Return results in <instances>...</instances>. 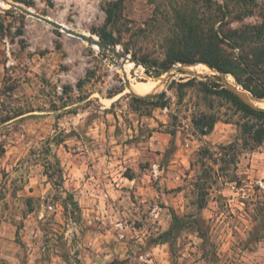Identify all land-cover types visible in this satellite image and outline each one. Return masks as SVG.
<instances>
[{
	"label": "rangeland",
	"instance_id": "rangeland-1",
	"mask_svg": "<svg viewBox=\"0 0 264 264\" xmlns=\"http://www.w3.org/2000/svg\"><path fill=\"white\" fill-rule=\"evenodd\" d=\"M114 1L0 0V264H264V143L244 148L242 113L207 85L253 94L202 61L153 72L176 9L255 29L264 0H125L107 27L119 42L98 48L13 7L101 40ZM240 71L263 85L264 64Z\"/></svg>",
	"mask_w": 264,
	"mask_h": 264
},
{
	"label": "trees",
	"instance_id": "trees-1",
	"mask_svg": "<svg viewBox=\"0 0 264 264\" xmlns=\"http://www.w3.org/2000/svg\"><path fill=\"white\" fill-rule=\"evenodd\" d=\"M124 1H114L107 8L106 24L98 32L101 40L105 41L107 45L119 42L114 32L108 30L107 27L116 23ZM207 2L211 3V0H207ZM218 9L219 11L216 10L215 14L209 13L208 21L195 8L189 9L186 7L175 10L177 29L174 30L165 60L162 63H157L158 68L153 71L154 76L160 77L178 62L193 64L202 61L223 74L233 73L238 81L251 91L254 97L264 98V82H262L263 85L254 87L243 79L240 71L253 72L256 67L264 64V21L259 27H254L255 29H250V27L244 29H215L212 24L223 13L221 8ZM207 10L210 11L211 9L208 7ZM225 45L233 49H241L242 54L239 56L234 55ZM143 63L148 69L151 68L146 61ZM191 82L193 81L183 83L181 86ZM211 83V87L207 85L209 92L226 98L242 113L245 120L240 126L243 132L244 148L253 150L260 147L264 143V109L255 108L246 103L237 93L226 88L224 84L214 80ZM164 95L165 93L162 94V96ZM159 97L161 96L155 98ZM156 105L163 106L164 104L157 102ZM217 121L218 118L215 115H204L199 120L198 126L204 135H208L213 131ZM229 147H232V145ZM182 227V220L176 214L174 223L171 229L166 232L164 239L169 241V237H174L176 231Z\"/></svg>",
	"mask_w": 264,
	"mask_h": 264
},
{
	"label": "water",
	"instance_id": "water-1",
	"mask_svg": "<svg viewBox=\"0 0 264 264\" xmlns=\"http://www.w3.org/2000/svg\"><path fill=\"white\" fill-rule=\"evenodd\" d=\"M13 7L14 8H19L22 11H24L25 13H27V14L35 17V18H38V19H40V20H42V21H44V22H46V23L54 26L57 29L63 30L65 32H67L69 35H72V36H75V37H79V38L83 39L84 41L89 42L90 44H97V45H100V46L107 45V43L105 41L100 40V39L94 37L92 34H89L88 35L87 33L80 32V31H78L76 29L70 28L66 24L61 23V22H58V21H56V20H54L51 17H48L46 15L39 14V13L33 11L32 9L23 7V6L19 5V4H13ZM207 65L211 69H214L209 64H207ZM222 81L225 83V85L229 89H231L232 91H234L235 93H237L246 103L252 105L255 108L264 109V107L259 106V105H257V104L254 103V99H262V98H256L253 95H252V97L249 96L247 94L246 90H244V88H241L242 87L241 85H238V86L233 85L232 83L228 82L226 79H223ZM127 83H128V86L131 87V82H130V80L128 78H127Z\"/></svg>",
	"mask_w": 264,
	"mask_h": 264
},
{
	"label": "bare ground",
	"instance_id": "bare-ground-1",
	"mask_svg": "<svg viewBox=\"0 0 264 264\" xmlns=\"http://www.w3.org/2000/svg\"><path fill=\"white\" fill-rule=\"evenodd\" d=\"M88 35L90 33H87ZM94 47L98 48L97 44H94ZM189 70L192 71H196V72H202L203 70L206 71L207 69L204 68V66H200V65H194V66H189L188 67ZM232 81V77L229 78ZM162 86V80H159L158 82H139L137 84H134L135 90L141 94V95H145V94H149L155 90H157L158 88H160ZM254 103L264 107V98L262 97V99H254Z\"/></svg>",
	"mask_w": 264,
	"mask_h": 264
}]
</instances>
